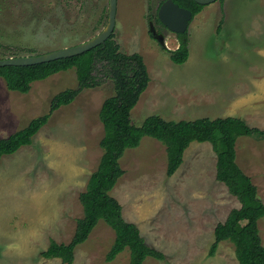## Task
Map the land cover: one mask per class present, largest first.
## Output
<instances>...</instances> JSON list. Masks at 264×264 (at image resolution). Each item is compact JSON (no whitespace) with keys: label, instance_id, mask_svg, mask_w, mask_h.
I'll return each mask as SVG.
<instances>
[{"label":"rangeland","instance_id":"obj_1","mask_svg":"<svg viewBox=\"0 0 264 264\" xmlns=\"http://www.w3.org/2000/svg\"><path fill=\"white\" fill-rule=\"evenodd\" d=\"M164 1H116L111 36L120 53L142 57L149 76L130 113L133 126L151 115L172 122L220 118L223 103L213 108L204 101L209 96L211 100L229 90L225 99L231 98L233 88H243L248 96L253 93L247 88H261L264 0H218L203 6L188 23V59L178 65L163 49L178 45L176 34L156 18ZM107 19L108 0H0V59L78 45L100 33ZM220 20L224 24L218 30ZM10 49L20 54L9 56ZM66 89H77L74 69L32 83L26 94L8 90L0 78V127L5 128H0V139L9 134L1 120L15 111L12 107L19 104L17 132L48 114L52 98ZM113 93L112 81L99 76L95 86L51 113L31 145L0 158V264H63L41 253L50 241L68 244L83 216L78 197L90 175L100 171L103 153L98 113ZM250 107L244 105L241 117L263 130V116L252 117ZM187 137L183 162L171 177L165 173V147L143 137L119 160L124 174L109 194L121 205L125 221L135 224L145 243L164 255L163 260L147 257L143 264H238L230 242H221L208 256L215 226L240 203L215 179L216 156L205 132L189 129ZM235 152L237 165L264 204V139L238 137ZM258 228L264 245V217ZM113 241L114 232L100 220L88 239L75 247L72 264H129L128 249L106 261Z\"/></svg>","mask_w":264,"mask_h":264},{"label":"trees","instance_id":"obj_2","mask_svg":"<svg viewBox=\"0 0 264 264\" xmlns=\"http://www.w3.org/2000/svg\"><path fill=\"white\" fill-rule=\"evenodd\" d=\"M221 1V0H220ZM179 7L189 10L192 18L203 8L193 0H172ZM157 22H159L157 18ZM160 23V22H159ZM222 20L218 25L221 27ZM178 48L164 51L174 64H183L188 59V35L176 34ZM17 56L20 52L8 50ZM75 70L77 89H66L56 94L50 103L49 113L32 119L28 125L0 139V158L11 155L19 148L32 144V140L49 116L62 106L69 105L78 93L97 84L99 76L113 83V95L102 103L98 117L103 126V137L99 147L103 151L99 160V172L90 175L85 190L78 199L83 216L76 221V227L68 244L50 241L41 253L45 259H60L63 264H72L74 249L84 243L98 222L103 221L113 232L114 241L106 255L111 262L125 249L129 251V264H143L147 257L163 260L164 255L145 243L138 227L125 221L122 207L109 192L124 174L119 160L127 149L139 146L143 137L159 141L166 152V176L171 177L183 162V155L189 146L187 130H203L205 141L210 144L216 156L215 179L227 188L229 194L240 203L232 209L225 220L214 228V240L208 252L211 257L221 242H230L238 264H264V245L259 235L258 221L264 217V204L257 195L251 179L236 163L235 143L238 137L246 136L264 139V130L247 125L236 117L200 118L195 121H165L158 115L148 116L139 127L130 122L131 110L140 95L146 90L149 76L142 57L137 54H122L113 36L103 44L78 56L58 59L32 66H6L0 68V78L10 91L26 94L31 84L49 76Z\"/></svg>","mask_w":264,"mask_h":264},{"label":"water","instance_id":"obj_3","mask_svg":"<svg viewBox=\"0 0 264 264\" xmlns=\"http://www.w3.org/2000/svg\"><path fill=\"white\" fill-rule=\"evenodd\" d=\"M116 1L108 0V19L106 27L93 38L80 43L75 46L54 50L48 53L35 55V56H24L0 59V68L6 66H32L42 63H48L58 59H65L74 56L81 55L108 40L113 31L115 25L116 16ZM195 3L201 6L214 3L218 0H193ZM157 17L160 23L171 33L182 34L186 32L188 23L192 20V13L184 8L179 7L173 3L172 0H165L157 11ZM154 34V33H153ZM157 40L163 43V38L156 36Z\"/></svg>","mask_w":264,"mask_h":264},{"label":"crops","instance_id":"obj_4","mask_svg":"<svg viewBox=\"0 0 264 264\" xmlns=\"http://www.w3.org/2000/svg\"><path fill=\"white\" fill-rule=\"evenodd\" d=\"M218 24H219V22H218ZM218 24H217V26H218ZM223 24L224 23L222 21L221 26ZM177 48H178V45L173 44V47L171 48V50L174 51ZM259 86L261 88H247L246 89V90H248V92H252L253 95L245 96V95H243V88H233V91L231 92L233 97H231V98L225 99V94L230 93V91L227 90V91H223V93H221L219 95L216 94L211 100H210V96H209V98L204 100V101H207V102H205L206 104H209L210 106H214L213 108H218V107H216V105L218 103H223L221 105V109H220V110H222V111H220L222 113V117H220V118H225V117L240 118L249 126H250V124L241 117V115L243 114L242 108L246 104L249 106H252V107H250V114H252L251 116L255 117V118L263 116V118H262L263 120L260 121L259 125L264 126V81H262ZM193 99H194V97L191 98V100H193ZM189 101H190V98H189L188 102ZM18 105L19 104H16L15 108H13L11 106L12 109H15V111H12L11 113H8L5 115L2 114L4 119L1 120V122H2V124H7V129L9 132L7 137L12 135V133L13 134L16 133L15 130H18L17 128H19V127H17L18 123H17L16 127L14 126V124L16 123V121L18 119L17 114H16V110L18 108ZM187 105L190 106L189 103ZM250 127H252V126H250ZM0 128L2 130H5L4 126H3L4 129L2 127H0ZM23 128H25V127H23ZM253 128H256V127H253ZM11 129H13V130H11Z\"/></svg>","mask_w":264,"mask_h":264},{"label":"flooded vegetation","instance_id":"obj_5","mask_svg":"<svg viewBox=\"0 0 264 264\" xmlns=\"http://www.w3.org/2000/svg\"><path fill=\"white\" fill-rule=\"evenodd\" d=\"M156 18H158V17H157V14H156ZM159 22H160V21H159ZM159 24H160L162 27H164L161 23H159ZM164 28H165V27H164ZM165 29H166V28H165ZM153 33H154V32L152 31L151 35H152L153 38H155L157 35H156V34H153Z\"/></svg>","mask_w":264,"mask_h":264}]
</instances>
